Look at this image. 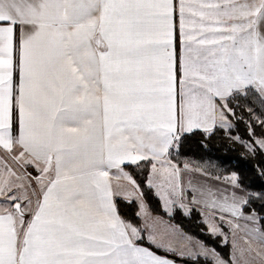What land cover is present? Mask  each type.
I'll return each mask as SVG.
<instances>
[{"label": "snow or ice", "instance_id": "obj_1", "mask_svg": "<svg viewBox=\"0 0 264 264\" xmlns=\"http://www.w3.org/2000/svg\"><path fill=\"white\" fill-rule=\"evenodd\" d=\"M240 98L264 127V0H0V153L17 166L0 169V264H174L138 243L105 169L131 198L139 185L122 165L153 161L149 187L170 210L188 193L175 165L154 184L155 162L194 130L231 129ZM224 179L230 195L189 183L209 234L223 235L219 213L247 237L215 264H264V218L244 210L264 194Z\"/></svg>", "mask_w": 264, "mask_h": 264}, {"label": "trees", "instance_id": "obj_2", "mask_svg": "<svg viewBox=\"0 0 264 264\" xmlns=\"http://www.w3.org/2000/svg\"><path fill=\"white\" fill-rule=\"evenodd\" d=\"M240 107H235L236 104ZM236 115L229 116L232 122L231 129H222L219 125L213 127V131L205 133L194 130L184 135L179 147L173 145L166 155L177 167L187 165L198 169L201 172L215 178H222L236 173L245 192L264 194V151L256 148L250 152L245 143L251 144L255 138L264 137V127H261L256 120L247 112L248 108L254 107L252 103L242 98L233 99L230 103ZM258 107V105L256 106ZM259 115V112L256 113ZM251 130L255 136L250 135ZM236 136L238 140L232 138ZM242 141V142H239ZM255 147V145H253ZM152 164L151 160L139 161L137 165L124 164L122 168L130 173L139 185L140 195L144 203L153 215H157L176 225L184 234L191 236L202 245L213 249L221 258L227 260L228 253L225 245L219 243L217 237L209 234L201 221L200 214L194 208L183 211L174 207L170 213H165L159 204L152 189L145 183L147 172ZM118 214L126 222L141 229L137 216L135 203L131 200L115 198ZM264 204L262 199H252L246 209H255L260 217L264 218ZM264 226V219L259 220ZM139 244L148 247L156 254L165 256L182 264H213L209 259L203 257H179L173 253L155 248L145 242L143 232Z\"/></svg>", "mask_w": 264, "mask_h": 264}, {"label": "crops", "instance_id": "obj_3", "mask_svg": "<svg viewBox=\"0 0 264 264\" xmlns=\"http://www.w3.org/2000/svg\"><path fill=\"white\" fill-rule=\"evenodd\" d=\"M176 22L178 24V19ZM176 50L178 53L179 52V40L178 39L176 41ZM199 131H203V129H199ZM0 156H3L6 160H10L7 158V155L4 153H0ZM153 163L154 162L152 161V164ZM155 163H156L157 169L159 167L161 170H162V168H169L170 170H172L170 165H174L169 159H167L166 155L161 157L160 161H156ZM125 164H131V163L126 162ZM152 164L149 168V173L152 172ZM178 168L179 169H186L184 171V174L186 176L185 186H184L185 189L184 190L189 195V196L187 195L188 201H187L186 205L187 206H195L199 209H201V208L204 209L205 207L202 204L198 205V204H194L191 202L192 197L190 195L191 188L189 186V183L191 182L192 184H195L197 186L204 185L205 187H210L214 191H215V189L213 187H215V185H211L210 180L205 181L203 179V176H199V174H197L195 172V171H198L197 169L194 171L193 168L188 167V166L186 168L185 165L178 167ZM30 169L33 171V173L35 175H37L34 168L30 167ZM105 170L109 172V180H110L113 191L121 193V195H119V196H114L113 199L115 200V198H119V199H123V200L135 201L137 213H139V215H137V216H138L139 221H140V227L142 229L145 242H147L149 245L157 248L155 245H153L149 242V236L154 235L158 242H162L166 246L170 245L174 249V251H171L170 253H173L176 256H188V257L192 256L188 251L190 247H195L194 246L195 242L192 238H189L187 235L183 234L174 225L167 222L163 218L151 214L149 212V210L147 209L145 203L141 199L140 192H137L131 198L127 197L125 194L132 191V185L127 180H125L121 177L120 172L117 169H105ZM123 171L126 172L124 169H123ZM212 178L214 179L215 177H212ZM217 181H218V179H217ZM222 191L223 190H221V192ZM141 205H143V206H141ZM145 225H152V228L148 229L145 227ZM141 246H143V245H141ZM143 247H145V246H143ZM158 249L166 251L164 248H158ZM166 252H168V251H166ZM181 252H183L185 254L181 255L180 254ZM157 255H159V254H157ZM195 256H198V255H195ZM168 259H170V258H168ZM170 260H172V259H170ZM174 264H182V263L174 261Z\"/></svg>", "mask_w": 264, "mask_h": 264}, {"label": "rangeland", "instance_id": "obj_4", "mask_svg": "<svg viewBox=\"0 0 264 264\" xmlns=\"http://www.w3.org/2000/svg\"><path fill=\"white\" fill-rule=\"evenodd\" d=\"M232 138H234L235 140H238L236 136H232ZM264 138V137H263ZM255 139H258V138H255ZM254 139V140H255ZM239 142H242V141H239ZM244 143V142H242ZM264 151V150H263ZM4 163L8 164L9 166H11L14 170H17V166L15 164L12 163L11 160H6L4 158V161L3 163H0V169H3L4 167ZM174 164V163H173ZM175 165V164H174ZM176 166V165H175ZM165 169H168V171H165ZM194 169V168H193ZM186 169H180V183H181V186L183 189H185V174H184V171ZM196 169H194L195 171ZM198 170V169H197ZM28 171L32 173L33 176H35V174L33 173V171L30 169V167L28 168ZM169 172H171V170L169 168H162V170L158 167V172L152 176V181L154 184L156 185H159L161 182H164L166 183V177H168L169 175ZM197 174H199V176H203V179L205 181H208L210 180V183L211 185H215V187H213L215 190L216 189H219L220 191L223 190L225 192V194H231V192L233 191V188L230 184V182H228L227 180H225L224 178L225 177H230L231 175L229 176H225V177H222V178H219L218 181H217V178H212L210 177L209 175L201 172L200 170L198 171H195ZM149 178H150V173H149V170L147 172V175H146V178H145V183L149 186ZM182 180V181H181ZM152 189V191L154 192L155 196L157 197V199L159 200V204L161 206V209L165 212V213H170L172 211V209L174 207H179L181 208L183 211H187L189 208H194L195 210H197V212L200 214V218H201V221L202 223L204 224L205 226V229L206 231L209 233V225L208 223L205 222V219L206 217L209 216V210L207 208H197L195 206H187V201H188V197L187 195L185 196V198L183 199V201H181L180 199H176L175 203H173L172 205H170V210L169 208H166L165 207V203H164V200L161 199V196L158 194V187H150ZM185 191V190H184ZM222 191V192H223ZM186 192V191H185ZM189 196V195H188ZM141 199L143 200L142 196H141ZM133 201V200H131ZM135 203V201H133ZM144 202V200H143ZM181 203L184 204V207H181ZM198 205H201V204H198ZM136 206V204H135ZM136 212H137V208H136ZM152 214V213H151ZM157 216V215H156ZM162 218V217H161ZM231 217L230 216H227L226 215V219H230ZM164 219V218H163ZM166 220V219H164ZM211 220H212V223H215L217 225L220 226V229L223 233V235H220V234H217V235H212L214 237H217L219 239V243L221 245H225L226 249H227V253H228V259L231 255V253L233 252V245L235 244L238 248H243V249H247L248 245L245 243V239L247 238L246 237V234L245 232H243L241 229H232L226 222H221L220 219H219V213H217L214 217H211ZM167 221V220H166ZM169 222V221H167ZM236 223H239L241 226L244 225L245 221L244 220H239V221H234ZM171 223V222H169ZM172 224V223H171ZM174 225V224H172ZM178 230H180L176 225H174ZM181 231V230H180ZM182 232V231H181ZM183 233V232H182ZM184 234V233H183ZM186 235V234H185ZM189 238H192L191 236L187 235ZM195 242V247H190L189 248V253L192 255V256H189V257H193L195 255H198V256H195V257H203V258H207L209 259L213 264H215V258H214V255H213V252L215 254H217L213 249H211L210 247H206L204 245H202L199 241H197L196 239L192 238ZM253 243V247H255V242H252ZM205 249L208 250V254L205 255L204 254V251ZM179 257H188V256H179ZM220 257V256H219Z\"/></svg>", "mask_w": 264, "mask_h": 264}]
</instances>
